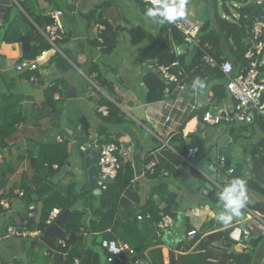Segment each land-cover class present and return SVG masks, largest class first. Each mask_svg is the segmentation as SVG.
<instances>
[{
  "label": "crops",
  "instance_id": "1",
  "mask_svg": "<svg viewBox=\"0 0 264 264\" xmlns=\"http://www.w3.org/2000/svg\"><path fill=\"white\" fill-rule=\"evenodd\" d=\"M110 1L0 0V140L4 136L3 143L0 141V184L4 199L10 202L8 210L0 208V264H67V255L50 248L42 231L54 236L57 243L65 218L76 210L86 213L84 224L88 225L92 211L88 209L87 201L77 198L89 196L91 192L83 150L93 141L103 144L113 140L126 153L121 160L122 169L127 166L132 169L134 178L130 191L139 202L126 199L129 204L120 207L107 225L103 218L97 232L82 233L87 264H109L100 242L105 238L121 242L123 228H136L139 232L134 236L149 242L154 226L150 224L146 210L151 203L159 215L167 208L175 225L150 241L152 245L144 252L145 257L149 250L159 249L164 263L169 264L172 255L177 258L186 254H181L187 245L185 219L195 208L201 210L200 217L194 218L197 232L202 231L204 237L222 232L229 224L218 220L217 216L224 213L225 202L222 200L223 205L215 206L207 200L210 187L206 184L210 185L211 181L198 165L208 156L210 166L216 149L227 157L229 164L231 158L241 161L245 181L252 177L253 153L264 154V143L260 145L264 133L256 116L250 124L222 122L211 126L202 121L205 110L236 107L225 91L224 79L209 81L205 87L194 80L188 85L196 90L188 97L172 87V93L162 100L146 102L147 88L143 82L148 72L146 61L137 63L136 59L140 48L149 45L151 39L133 45L128 31L141 28L149 36L157 37L169 22L148 5L139 6L136 2L130 19L120 5ZM58 10L63 12L61 23L66 38L38 55L36 70L16 71L15 66L23 60L19 38L32 34L33 44L39 46L40 37L36 33L49 24L50 14ZM93 12L113 30L119 28L117 42L109 53L92 40V27L96 23L92 19ZM87 15L91 16L87 18ZM41 38L45 41L43 36ZM96 76L112 85L114 97H109L106 89L98 87ZM52 89L57 90L51 94ZM177 97L181 99V108L171 110L169 104ZM101 99L116 106L123 115V124L104 122L105 117L96 110ZM168 116L170 120L166 122ZM84 125L87 136H84ZM225 136L226 140L219 148L218 144ZM193 147L200 150L192 161L194 167L186 160L187 151ZM43 158L58 159L61 162L59 168H47L48 161ZM150 162L156 164L154 174L147 172L146 166ZM37 170L42 183L51 188L50 193L69 200L65 212H61L62 207H57L60 215L51 225L47 224L51 210L47 213L42 200L31 195L35 202L28 203L15 194L16 190H34ZM222 180L218 177L217 182ZM213 190L219 193L216 184ZM245 195L253 206L264 203L253 191L246 190ZM91 204L98 206L99 198L93 199ZM211 219L210 226L207 223ZM43 223L46 227H40ZM9 226L26 231L28 236H8ZM37 232L39 234L33 237L32 234ZM258 237L261 240L252 248L250 241ZM215 245L222 247L221 243ZM229 251L249 255L250 264H264V233L253 232L244 246L233 245Z\"/></svg>",
  "mask_w": 264,
  "mask_h": 264
},
{
  "label": "trees",
  "instance_id": "2",
  "mask_svg": "<svg viewBox=\"0 0 264 264\" xmlns=\"http://www.w3.org/2000/svg\"><path fill=\"white\" fill-rule=\"evenodd\" d=\"M135 1L139 6L145 5L141 2V0ZM238 1L239 0H208L212 9V17L200 25L198 34L196 36L198 49L196 50L194 56L189 58V60H187L185 55L179 52L175 53L172 50V43L179 48L183 45V38L181 32L171 26L170 23L165 25L164 28L160 30V33L157 35V37L149 36L141 28L130 29L128 33L133 45H138L145 39H151L149 45L141 48L138 51L136 59L137 63H143L151 59H157L162 63H170L178 60L181 67L185 71V74L188 75V78L184 79L185 83L191 84L195 80L196 84L201 83V87L207 86L209 81L211 82L214 79H223V76L218 69L212 70L205 68L201 64V56L205 52L218 61L229 60L233 65L234 74L242 71L246 65L244 53L248 47L249 29L252 26V21L256 17L262 18L264 20V0L262 1V4L259 5L256 3V1L246 3L245 0L240 6L233 7L235 10V16L233 17V13L229 11L226 4ZM219 3L222 6L221 8L224 13L223 15L228 18L223 17L216 11L217 5ZM20 5L21 7L23 6L22 4ZM23 10L26 12L25 9ZM185 15H187L186 8H184V15L182 17ZM90 16L91 15H87L86 17L89 18ZM92 19L96 23H102L105 25L106 31L103 33L104 44L102 47H104L103 49L106 53H109L112 51L117 42V31L119 28L113 30L106 21L101 19L100 15L96 16L94 12L92 14ZM36 35L40 37L39 46H35L33 44L34 38L32 34H28L27 36L19 38L18 41L21 43L23 60L35 61L42 51L51 49L50 43L46 39L44 41L41 38V34L36 33ZM168 35H170V38ZM262 71L264 72V68H262ZM91 73H89V75H91ZM95 79L98 87L106 89L109 97H114L115 94L110 83L102 80L100 76H96ZM143 82L147 88V94L145 97L146 102L152 103L164 98V82L159 78V76L148 71L143 77ZM56 90L57 89H52L51 94L56 92ZM102 104L109 108L108 116L103 118L105 119L104 122H110L115 125L124 123L123 115L115 105H113L111 102H108L106 99H101L97 107L101 106ZM255 119H257L256 122L258 123L261 132L264 133V119L259 116H256ZM82 121L85 123V120ZM83 132L84 136H87L88 130L86 125L83 127ZM3 139L4 136L0 140L1 143H3ZM110 142H113V140H108V143ZM263 143L264 140L260 143V145ZM43 161H48L46 165L49 169H52L51 166L53 164H56L59 168L61 163L58 159L53 161L43 158ZM251 165L252 177L244 181L245 190L253 191L264 200V154H260L259 151L257 153L254 152ZM229 166L234 168V174L231 179L234 180L236 178H240L243 180V164L241 163L233 166L228 164V167ZM156 169L157 168H155L154 173L156 172ZM133 178V171L127 166L119 171L115 180L110 182L105 190L100 191L98 196L93 194L92 191H89V196H79L77 199H83V201H87L88 209H91L92 211V217L89 219L88 225L86 226L84 224L86 215L85 212H80L77 210L73 211L67 215L62 224L63 232L60 238L64 239L65 247L59 246L56 243L55 237L44 233L43 230L42 232L44 236L42 237H44L47 245L50 248L57 249V251H59L61 254H66L67 264H73L75 258L80 260V264H87V259L85 258L86 256L83 252L82 233L97 232L99 222L103 218L104 224L107 225L108 222L115 218L120 207H124L125 205L129 204L127 203L126 199L132 200L134 203L139 202L138 197L130 191V183L132 182ZM33 186L34 190L23 189L24 195L21 198H24L28 203L35 202L31 200V195H34L39 200L43 201L47 213L48 211L52 210V208L62 207L61 212H65V210L68 208L69 200L60 198L54 192L50 193L49 191L51 188L42 183L38 170L33 180ZM44 194L47 195L45 198H43ZM4 198L5 196L1 193L0 184V200ZM95 198H99V204L98 206L93 207L91 202ZM207 200L213 203L215 206L223 205L219 193L213 189L209 190L207 194ZM244 205L259 214H264V203L253 206L249 201L246 200ZM144 207L145 205L143 208ZM142 212L144 214V211ZM146 212L149 214L150 224L154 226L155 231V225L159 221L161 215H159V211L153 206L152 203L147 208ZM164 213L168 214L169 210L166 208L163 214ZM190 216L191 215L186 216L185 219L186 237L193 231H195V236L193 240H187V245L183 248L186 251V254L178 256L177 258L172 255L169 260V264H228L230 261L234 262L235 264H250L251 258L249 255L229 251L230 248L236 244V241L231 238L233 228H226L225 231L217 232L204 237L202 231H196L197 222L194 220L193 216ZM212 223L213 221L211 219L207 224L211 226ZM43 226H45L44 223L40 225V227ZM154 231L152 239H156V234ZM137 232L139 231L136 228H123V231L120 234L121 242L128 244L134 250L135 259H143L149 261L150 264H165L159 249L149 250L146 255L148 259L144 256V252L149 248L150 245H152L150 244L152 239H150L149 242H145L142 238H138L137 235L134 236V234ZM260 240L261 237L251 240L249 245H251L253 248ZM217 243H225L226 247L218 248L215 245ZM195 244L196 246L192 250L193 253L187 252L190 251ZM180 246L178 248H180Z\"/></svg>",
  "mask_w": 264,
  "mask_h": 264
},
{
  "label": "built area",
  "instance_id": "3",
  "mask_svg": "<svg viewBox=\"0 0 264 264\" xmlns=\"http://www.w3.org/2000/svg\"><path fill=\"white\" fill-rule=\"evenodd\" d=\"M247 3L256 1V3L262 4L263 0H247ZM142 3L148 5L151 9L156 11L157 15L166 17L167 21L181 32L183 38V45L177 47L172 43V50L178 53L181 48L182 52H179L186 56V58L193 52L194 56L196 50L198 49V44L196 41V36L198 34L199 25L192 22L187 15L184 17H177L175 20L169 21L168 17L164 14L166 7L179 5L180 0H141ZM190 0H185L184 8H188ZM238 7V6H237ZM264 12V11H263ZM63 12L58 10L50 14V22L45 25L43 29L39 30V33L50 43V45L55 46V42L63 41L66 38L64 33L61 17ZM235 14H233V17ZM228 18V17H225ZM106 31V27L102 23H95L92 27V40L96 42L102 48L104 44L103 33ZM264 20L262 18H254L252 21V26L249 29V39L248 47L244 53V58L246 60V65L242 71L233 73V65L229 60L218 61L214 57L210 56L206 52L201 56V64L205 68L218 69L225 82V91L227 95L234 100L236 107L232 110H205L203 113L202 121L211 126H217L222 122L230 123H240V124H250L254 120V116H259L264 119ZM191 47L192 51L188 48ZM190 57V58H191ZM37 60V59H36ZM35 60V61H36ZM35 61L21 60L16 66L15 70L22 72L25 70L34 71L38 68ZM145 68L159 76V78L164 82V96H168L172 93V87H175L177 93H181L186 88L189 87L194 92L196 89L190 87L185 83L184 79L188 78L185 71L181 67L178 60L170 63H162L157 59L147 60L145 62ZM95 76V75H93ZM191 92V93H192ZM187 93L186 97H188ZM185 96V95H182ZM185 97V98H186ZM179 97L176 100L170 102L169 106L171 110L179 111L181 108V102ZM196 106H193L195 109ZM97 112L102 116H108L109 108L107 106H98L96 108ZM170 120L168 116L166 122ZM89 148L94 149L97 152V180L96 188L100 191L105 190L107 185L114 181L117 177L119 171L122 169V158L126 155L120 150L116 143H103L100 144L98 141H93ZM200 150L198 147H193L187 151L186 160L194 167L192 161L195 160L199 154ZM228 160L224 154L218 153L215 155L213 163L208 167L210 176H207L200 168L201 172L209 178L211 181L210 190L213 189V185H217L219 191L223 187L224 179L232 178L234 174V168L228 167ZM47 166V165H46ZM53 169H57L58 166L53 164L51 166ZM156 168L155 162H150L147 166V172L153 174ZM222 177L223 180L218 183L217 180H212L211 176ZM209 192V190L207 191ZM15 194L18 197H23L24 192L21 190H16ZM0 208L2 210H8L10 208V202L6 199L0 200ZM60 210L54 208L50 211L47 224L51 225L58 217ZM191 216L194 218H199L201 215L200 208H195L190 212ZM241 214L244 215V220L240 222L242 224L241 234L236 245H242L250 240L251 234L255 231L264 233V214H259L249 207L245 206L241 209ZM233 221V220H232ZM229 223V227L236 229L232 223ZM224 223V222H223ZM233 224V225H231ZM175 225V219L170 214H161L159 221L155 225L156 238L161 237L166 232L170 231ZM197 230V229H196ZM226 229H223L225 231ZM232 230V231H233ZM39 232L33 233V237L37 236ZM7 235L12 237H27L28 233L22 230H16L14 227L9 226L7 228ZM195 236V231L191 232L186 238L187 240H193ZM57 244L59 246L65 247V241L59 239ZM196 244L191 248L190 251L195 248ZM101 249L107 255V262L109 264H148L149 262L143 259H135L134 250L126 243L120 242L117 239H103L100 242ZM225 243H222V247L225 248ZM186 253L182 250L181 254ZM179 254V255H181ZM66 255V254H63ZM73 264H80L79 259H74ZM228 264H235L230 261Z\"/></svg>",
  "mask_w": 264,
  "mask_h": 264
},
{
  "label": "water",
  "instance_id": "4",
  "mask_svg": "<svg viewBox=\"0 0 264 264\" xmlns=\"http://www.w3.org/2000/svg\"><path fill=\"white\" fill-rule=\"evenodd\" d=\"M190 51H192V48L189 47L188 48ZM193 55V52L187 57V60H189V58ZM188 92H192V89H190L189 87H186L183 91H182V95H187ZM226 140V136L224 138H222L221 142H219L218 147L220 148L221 143L224 142ZM84 155H85V168L87 170V175H88V182H89V186L88 188L94 193V194H100V190H98L96 188V180H97V159H98V155L97 152L92 149L87 147L86 145L84 146ZM214 156L219 153L218 150H214ZM199 168L207 175L210 176V172H209V161H208V156L202 160V163L198 165ZM212 180H217L218 177L213 175L211 176ZM222 189L219 191V195L221 193L224 192L225 188L228 186L232 185V182H224ZM210 185L206 184V187H209ZM224 214L228 215L230 214V210L229 209H224ZM244 220V215L240 214L239 217H233V221L235 224L238 225V227L236 229H239V232L236 233V229L231 233V238L234 241H238L240 238V234H241V229H242V224H240V222ZM225 223V222H224ZM230 223V222H229ZM227 223V224H229Z\"/></svg>",
  "mask_w": 264,
  "mask_h": 264
},
{
  "label": "clouds",
  "instance_id": "5",
  "mask_svg": "<svg viewBox=\"0 0 264 264\" xmlns=\"http://www.w3.org/2000/svg\"><path fill=\"white\" fill-rule=\"evenodd\" d=\"M184 3L185 0H180L179 5L166 7L164 14L168 17L169 21L175 20L177 17H182L184 15ZM150 14L154 15L151 11ZM245 191L244 181L240 178L234 179L232 185L225 188L224 192L220 194V199L225 202L224 208L229 209L230 214L225 215L224 213H221L217 216L218 220H223L225 224H227L233 220L234 216H240L241 209L244 207L247 199ZM238 232L239 229H236V233Z\"/></svg>",
  "mask_w": 264,
  "mask_h": 264
},
{
  "label": "rangeland",
  "instance_id": "6",
  "mask_svg": "<svg viewBox=\"0 0 264 264\" xmlns=\"http://www.w3.org/2000/svg\"><path fill=\"white\" fill-rule=\"evenodd\" d=\"M111 1L110 3H116L120 5V7L123 9L126 16L130 19L132 18V14L136 6V3H135L136 1L134 0H122L120 2L119 0H111ZM244 1L245 0H239L238 2H233V3L230 2V3H227L226 6L230 12L235 14V10L233 7H235L238 4L240 5L243 4ZM247 2L248 1L246 0V3ZM220 3L217 5L216 11L224 17L223 15L224 13L222 11V8H221L222 6ZM188 11H189L188 18L194 23L205 22L206 20L212 17V9H211V5L209 4L208 0H190ZM147 20H149V18H147ZM141 46H144V45L142 44ZM231 164L232 165L241 164V161L231 158Z\"/></svg>",
  "mask_w": 264,
  "mask_h": 264
}]
</instances>
